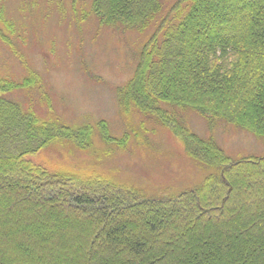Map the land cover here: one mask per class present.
I'll return each instance as SVG.
<instances>
[{
  "label": "trees",
  "instance_id": "1",
  "mask_svg": "<svg viewBox=\"0 0 264 264\" xmlns=\"http://www.w3.org/2000/svg\"><path fill=\"white\" fill-rule=\"evenodd\" d=\"M164 6L91 5L100 24L152 28L117 101L170 130L209 174L196 189L147 198L97 173H50L28 157L56 145L86 150L91 127L42 118L31 101L9 97L38 88V75L0 79V264H264V156L233 159L180 116L193 112L210 130L227 124L264 144V0ZM2 15L0 7L11 28Z\"/></svg>",
  "mask_w": 264,
  "mask_h": 264
},
{
  "label": "rangeland",
  "instance_id": "2",
  "mask_svg": "<svg viewBox=\"0 0 264 264\" xmlns=\"http://www.w3.org/2000/svg\"><path fill=\"white\" fill-rule=\"evenodd\" d=\"M173 1L162 0L165 6ZM91 5L92 0H0L2 18L11 27L0 21V79L19 83L30 72L40 77L38 88L9 97L23 107L31 101L42 118L92 130L86 150L56 145L28 159L56 175L97 173L147 198H172L198 188L210 170L153 117L126 113L117 101L152 28L139 33L100 24ZM180 116L200 137L212 135L233 159L264 156L263 142L244 131L223 123L210 130L189 111ZM102 122L111 143L100 135Z\"/></svg>",
  "mask_w": 264,
  "mask_h": 264
}]
</instances>
